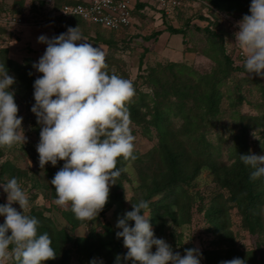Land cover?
<instances>
[{
	"label": "rangeland",
	"instance_id": "obj_1",
	"mask_svg": "<svg viewBox=\"0 0 264 264\" xmlns=\"http://www.w3.org/2000/svg\"><path fill=\"white\" fill-rule=\"evenodd\" d=\"M71 1L0 0V26L13 27V17L32 25L49 19L61 31L53 38L59 51L44 59L29 52L22 37L8 41L7 32L0 33V49L10 47L19 62L30 56L33 62L23 63L39 81L25 86L0 67V264H210L206 252L227 260L232 249L242 260L236 257L234 264H264V234L242 221L228 191L217 187L205 162L198 163L194 147L208 140L217 162L229 164L239 121L244 124L239 115H264V77L236 68L264 72V0H245L250 8L244 0H186L170 15L149 5L136 9L119 32L64 18L59 9ZM79 30L89 34L83 45L74 36ZM96 36L106 43L90 40ZM89 73L96 75L89 87L94 91L71 95L64 78ZM212 76L219 97L214 118L204 116L200 96L210 90ZM155 90L167 99L157 125L139 100L146 94L151 107ZM131 104L140 105L137 114L127 113ZM93 133L106 142L81 155ZM241 141L264 171V119ZM168 142L192 160L184 194L156 185L159 170H165L161 156L171 154ZM124 153L132 160L119 164L121 177L112 179L109 159ZM217 193L222 208L212 222L204 211ZM31 210L51 221L62 246L37 261L25 255L23 263L19 257L32 250L38 228L21 235L14 218ZM260 211L264 226L263 206ZM112 234L124 240L117 245ZM102 244L113 251L106 253Z\"/></svg>",
	"mask_w": 264,
	"mask_h": 264
},
{
	"label": "trees",
	"instance_id": "obj_2",
	"mask_svg": "<svg viewBox=\"0 0 264 264\" xmlns=\"http://www.w3.org/2000/svg\"><path fill=\"white\" fill-rule=\"evenodd\" d=\"M235 1V0H234ZM261 2H259L260 4ZM235 5H238L237 3H234ZM244 8H250V6L245 2L244 0ZM242 5V6H243ZM241 6V7H242ZM144 4L143 3H138L136 5V9L143 8ZM256 11V10H255ZM257 13L261 14V12L256 11ZM170 30L174 33L178 32H183L181 29H174L170 27ZM117 32V31H113ZM105 42V40H103ZM107 43H111V41L108 40ZM28 60V64L32 63V58L30 56L24 58L22 61H15L11 58L8 57V49L1 48L0 49V67L4 69V71H8L9 69L11 70V75H15L17 78L20 79V82H22L25 86L30 85L31 83H34L36 86H39V81L34 78L32 73L30 72L29 68L23 63L24 60ZM224 59L226 63L231 65V60L227 55H224ZM15 61V62H14ZM167 69H171L173 65H165ZM231 66H229L230 68ZM159 68H164L159 65ZM158 68V69H159ZM238 70H241L243 72H249L255 75H260L264 77V72H258L255 69H249L246 70V68L239 66L236 67ZM158 69H154L152 72L158 73ZM153 75V74H152ZM20 76V77H18ZM64 76V75H63ZM227 75H224L226 77ZM155 77V76H153ZM96 78V75H92L91 73L89 74H84V75H73L70 76L69 74L67 75L66 78H64V84L68 88V92L71 95L75 96H82L88 93H91V91L94 90H89L90 84L92 83V80ZM156 81L157 78L155 77ZM212 84L210 86V90L205 93V94H200L204 98V102L206 103V111L204 116H209L211 118H214L217 115V108L216 104L218 103L219 97H218V91H217V81L218 78L212 76ZM155 81V80H154ZM92 85V84H91ZM146 94L140 93L139 95V100H142L143 104L146 107V111H150L152 113V116L154 117V121L152 123L154 125H157V123L160 121L161 117H163V103L167 101V99L161 95L160 92L154 91V93L150 96V102L152 101V106L148 107L149 104L147 103V100L145 99ZM48 99V98H47ZM113 101L114 106L118 105V101L116 99H113V97L110 98ZM240 97H237L236 100H232L231 105L236 106L240 101ZM41 105V104H39ZM168 105V104H167ZM129 106V105H128ZM127 108V113L129 115H132L133 113L139 112V107L140 105L137 104H131ZM41 106H37V104H31L30 108L32 109H39ZM118 107V106H117ZM116 107V108H117ZM169 107V105H168ZM118 114V113H117ZM120 114V113H119ZM137 116V115H136ZM241 120L244 121V124L239 121L241 127L239 129L238 135L236 137V141L233 144L232 147H230V154L233 156L232 158L234 159L231 163L229 164H224L222 165L221 163L219 164L216 160V156L214 155L212 150H215L213 146L209 143L208 140L202 141L201 143H197L194 147L195 152L199 155L200 160L198 159V163L200 164L201 161L205 162L207 168H209V172L213 175L214 181L219 189H226L233 198V201L235 204H237V209L242 213V221L243 222H248L249 223V228L251 231H255L254 229H259L261 230L260 233L264 234V226L260 222V217H261V211L260 207L263 206L264 208V171L263 168L260 166L259 163L255 162L254 159L249 156L248 150L246 145H243L241 141L242 135H246L247 129L249 127H254L256 126L260 120L261 123L264 119V115H239ZM131 119H134L131 116ZM251 120V123H249ZM69 129L76 130L74 126L69 125ZM104 130V128L102 129ZM92 139L90 142V145L88 147L84 148V152L81 153V155H84L85 152L88 149H93L94 147L98 146L101 144V142H106L103 140V137L101 138L97 133H93V137L90 138ZM171 146L175 148V144H171L170 142L167 143V148L171 152L170 155H166L163 159L161 156V162L160 163V168H165V170H159L158 172V177L156 179H159L158 182L156 183L157 186H159V189L162 187H166L170 193L175 194V191H181V193H185V189L183 188V183L188 181L189 177V170L192 168V160L188 159L183 152L179 150L173 151L171 150ZM178 148V147H176ZM180 149V148H178ZM130 159V160H129ZM132 156H128L126 153L122 154V156L119 158L113 156L111 159H109V165L111 167L110 171V177L112 179H117L115 176L119 174L118 172V167L119 164H122L123 166L126 165L128 162H131ZM198 164V165H199ZM72 170V168H69ZM197 169V170H196ZM196 172L199 170L196 168ZM195 172V173H196ZM194 173V174H195ZM121 177V176H119ZM219 193V192H218ZM217 193L212 198V203L208 206V208H205L204 215L210 218L212 222H218L219 216L218 214L221 213V206L217 203H219V200L221 199V196ZM179 197V194L177 195ZM177 201V200H176ZM15 222H21L19 224L17 232L21 235H25V233H29L28 231H31L34 228H38L37 231H34V244L32 245V250L29 252L24 253L21 255L19 260H21L24 263V257H30L37 261L38 259H44L45 257H49L57 251H61V247L58 244V241L56 240V237L54 238V231L52 228V224L50 220L48 219H43L40 215V213H37L35 211H29L27 215H24L22 217H15L14 218ZM82 222L81 220H79ZM42 222H48V224H43ZM78 222V221H77ZM38 224V225H37ZM259 227V228H258ZM134 228V227H133ZM132 228L126 227V230L131 231ZM63 232V230H61ZM64 233V232H63ZM112 237L115 241V244H119L122 240H124L125 236H122L118 238L116 235L112 234ZM19 244L21 242V238L18 237ZM62 246V245H61ZM60 247V248H59ZM103 248H106L104 251L106 253H111L113 251L112 248L108 247L106 244H102ZM59 248V249H58ZM99 248V246H98ZM92 249V248H91ZM102 249V248H100ZM98 249H92V253H101V250ZM232 252L228 253V259L224 260H218L220 255L212 251L211 253L206 252L207 257H209V263L213 264V261H218L216 264H227L228 262H231L232 264L235 263L236 257L238 260L241 259L240 255L236 253V257L234 256V251L233 249L231 250ZM43 255V256H42ZM229 255H232L234 257L233 262L229 259ZM252 261L254 260V256H249ZM243 259V258H242ZM237 260V261H238ZM242 261V260H240ZM31 264V263H30ZM112 264V263H110ZM246 264V263H245ZM252 264V263H251Z\"/></svg>",
	"mask_w": 264,
	"mask_h": 264
},
{
	"label": "built area",
	"instance_id": "obj_3",
	"mask_svg": "<svg viewBox=\"0 0 264 264\" xmlns=\"http://www.w3.org/2000/svg\"><path fill=\"white\" fill-rule=\"evenodd\" d=\"M44 1L49 5L54 2V0ZM185 2L186 0H82L63 4L59 14L65 17H77L90 24L119 32L130 25L138 3H143V8L153 5L162 13L170 15L180 9ZM12 22L20 23V19L13 17Z\"/></svg>",
	"mask_w": 264,
	"mask_h": 264
},
{
	"label": "crops",
	"instance_id": "obj_4",
	"mask_svg": "<svg viewBox=\"0 0 264 264\" xmlns=\"http://www.w3.org/2000/svg\"><path fill=\"white\" fill-rule=\"evenodd\" d=\"M82 1V0H73L71 2L68 3H75ZM64 18H68V19H73V20H79L85 24H89V26L91 25H95V24H90L88 22H85L83 20H81L80 18L77 17H64ZM49 21L48 19V23L42 24V25H32V24H28V23H15L13 24V27H8V25H1L0 29H3L2 33L7 32V36L6 38H8V41H10V39L12 40H16L18 38L21 39V37L24 39L25 42H27L28 46L25 45V47H29L28 50L29 52H34L33 54H35L37 57L39 58H43L44 57H50V54L52 52H54L55 54H57V49L54 48V42L56 39L53 38H58L61 35V31L58 29V31L56 32L54 30V26L53 24ZM11 24V23H10ZM44 27H48L47 29H44ZM4 28H7L4 29ZM95 30V28H94ZM74 36H77L76 40H77V44L78 45H83V39L82 38H87L88 37V32L85 30H79L78 32H74ZM80 38V40L78 39ZM62 39V38H61ZM60 39V40H61ZM66 39V37L63 38V40ZM70 38H68L69 40ZM76 40L74 42H76ZM89 40V39H87ZM90 40H92L94 43L97 44H103L106 42H103V39L97 40V36L95 38H90ZM61 43V42H60ZM31 45V46H30ZM8 49V57L11 58V49L10 47H6ZM32 49V51H31ZM32 55V53H31ZM45 55V56H44ZM33 57V55H32ZM13 60H15L13 57L11 58ZM17 61V60H15Z\"/></svg>",
	"mask_w": 264,
	"mask_h": 264
}]
</instances>
